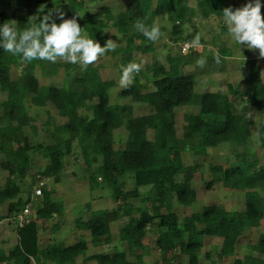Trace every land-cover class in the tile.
Listing matches in <instances>:
<instances>
[{"label": "trees", "instance_id": "obj_1", "mask_svg": "<svg viewBox=\"0 0 264 264\" xmlns=\"http://www.w3.org/2000/svg\"><path fill=\"white\" fill-rule=\"evenodd\" d=\"M21 1L0 0V24H12L8 10H17ZM105 1L32 0L35 7L17 16L16 24L12 25L19 35L33 24L39 26L45 17L50 24V12L59 16L63 14L64 19L75 18L81 32L86 33L85 38L96 43L105 39L104 29L111 25L126 36L125 53L118 65L121 76V67L132 64L133 52L149 54L155 49V41L144 37L135 28L137 23H143L150 29L156 26L157 19L167 18L181 26L193 17L223 18L224 8L235 10L247 3V0H243L241 5L229 4L228 0H116L118 7L113 8ZM33 16L37 20L33 21ZM181 31L182 28L173 30L175 42L180 40ZM192 40L190 35L185 38L186 42ZM230 55L229 49H220L219 61ZM165 61L156 60L148 66L146 73L151 78V90H143L138 76L142 74L141 70L133 73L132 83L119 94L122 98L129 97L144 104L147 111L140 115H131L128 111L124 116L123 108L110 101V89L115 82L103 79L96 65L84 66L79 75L76 65L66 64V75L72 77L75 88H68L67 78L61 86L41 85L35 69L37 66L42 68L44 60L28 62L20 55L0 49V90L6 93L0 122V151L5 154L1 167L8 172L4 185L0 187V205L7 204L8 207L2 218H10L32 203L29 198L21 202V186L16 182L27 178V170L33 166L32 155L39 153L47 160L46 165L39 167L36 177L31 176L32 183L45 177L58 182L65 167L64 158L72 152L76 141L87 166L99 162L98 178L111 188L112 197L120 205L111 210L92 209L89 218L76 220L77 228L88 231L95 246L110 243L111 223L123 216L126 222L119 230V241L134 249L143 248L149 228L155 226L158 229L155 243L165 261L176 257L178 252L186 256V264H200V252L206 236L221 240L220 257L235 256L239 238L246 230L258 227L264 218V199L259 192V188H264V163L256 155L239 153L235 164L210 167V173L225 187L244 192L243 210H226L216 204H207L179 219L176 204L191 206L196 201L192 180L201 168L198 164L187 166L181 153L205 154L208 148L224 142L235 145L250 142L255 123L247 113L234 111L230 95L243 98L253 110L264 114L261 66L257 58L248 59L247 84L243 92L231 84L226 93L204 91L199 112L184 116L185 123L179 137L176 134V109L192 100L196 81L184 70L182 55L168 54ZM18 62L24 63L21 82L11 77V66ZM28 102L39 107L51 104L65 119L53 128L49 142L30 143L23 133L24 126H29L33 134L36 133V126L31 125L34 118L26 109ZM121 127L126 131V141L122 148H115L114 132ZM256 132L264 143V120L257 124ZM125 175L131 178L133 185L128 191L123 190L119 181ZM89 181H93L92 176ZM210 181L206 182L209 186ZM141 187L148 189L139 197ZM133 197L139 198L138 206L128 202ZM37 199L35 219L16 227L17 242L8 250L0 248V263L72 264L84 257L88 248L84 239L68 246L40 245L37 221L61 215L64 204L54 200L52 192L46 188ZM85 258L93 260L94 264H143L138 255L135 263L129 261L125 250L96 253ZM233 264H264V232L248 247L244 258H235Z\"/></svg>", "mask_w": 264, "mask_h": 264}, {"label": "rangeland", "instance_id": "obj_2", "mask_svg": "<svg viewBox=\"0 0 264 264\" xmlns=\"http://www.w3.org/2000/svg\"><path fill=\"white\" fill-rule=\"evenodd\" d=\"M109 6L118 7L116 0H106ZM228 3L241 5L243 0H228ZM33 5L32 0H22L17 10L9 9L8 15L13 25L16 24L17 16L27 13ZM51 23L57 24L62 21L58 18L59 15H54L53 12L48 13ZM261 15L264 18V9L261 8ZM64 18V17H63ZM50 23V24H51ZM156 26L160 29V35L155 40L154 52L149 54H141L137 52L132 53V64H139L142 72L139 76V82L143 84V90H151V78L147 76L148 66L156 60L166 63L165 58L168 54L182 55L184 70L195 77L196 84L194 86V96L192 100L186 105L179 106L176 109V123L177 136L181 137L182 127L185 123L184 116L187 113H198L200 107L201 94L206 91L227 92L228 85L243 92L247 84V61L249 58H257L261 66V77L264 81V59L258 57V50H248L240 47L231 37L228 32L227 25L222 17L211 16L208 18L193 17L181 26L177 23L170 22L167 18L157 19ZM182 28L181 38L175 42L176 35L173 30ZM83 37L85 32H81ZM105 39H99V43L104 47L109 40L116 42L114 50L107 51L104 55L98 56L97 60L91 64L99 68L103 79L113 80L114 86L110 89V101L120 105L123 108L124 116L131 112V115H140L147 111V107L139 102L133 101L131 98H122L120 91L123 89L120 85V75L118 72V65L120 58L124 55L123 47L125 46L126 36L116 31L114 27L108 25L104 29ZM192 36L193 40L199 36L200 43L194 46L193 50L187 54L180 53V43L185 41L187 36ZM192 40V41H193ZM229 49L231 55L223 58L217 62L215 55H220V49ZM204 59L205 63L201 66L198 61ZM77 66V73L80 75L83 72V65L80 63L67 62L61 58H57L55 62L44 60L43 67L37 66L35 69V76L41 85H55L61 86L64 79L67 78L68 88H75L72 77L66 75L68 70H65L66 64ZM23 62H18L11 66L12 79L21 82L23 80L22 69ZM74 73L75 70L71 68ZM137 75V74H136ZM132 83V80H131ZM130 83V84H131ZM129 84V85H130ZM6 99V93L0 90V122L3 113V101ZM233 109L237 113H247V115L254 121V126L251 130V138L248 144L235 145L231 143H221L216 147L208 148L205 154H195L192 151H182V158L187 166L199 165V171L195 172L192 186L196 190L197 199L191 206H182L176 204L178 207L179 219H182L185 213L190 211L195 212L203 208L207 204H216L226 210H243L244 208V192L229 189L223 185L221 180L210 173L212 165L221 164L226 167L236 163V155L250 154L256 155L261 163H264V143L256 132L257 124L264 120V114L253 110L243 98L230 95ZM28 113L34 118L31 125L36 126V133L33 134L29 126L23 127V133L28 138L30 143L49 142V137L53 132V128L65 121L58 115L57 110L51 105L47 104L44 107L35 106L29 102L26 104ZM83 113V110H80ZM126 131L123 127L114 132V146L115 148H122L126 141ZM248 141V140H247ZM33 166L27 170V178L17 179L16 182L21 186L19 199L23 203L27 198L30 199L31 209L33 211V219L36 215L34 204L38 201L37 197L33 195V189L38 187L40 180L45 181V186L42 188L49 189L52 192L54 200L62 201L64 204V212L61 215H54L47 220H38V234L40 245H60L68 246L74 244L79 239H84L88 243L86 252L83 258L80 257L72 264H94L93 260L85 257L97 252H121L126 251L129 261L135 263L136 257L141 256L143 264H186L187 258L185 255L178 254L176 257H170L164 260L161 252L158 250L155 239L157 237L158 229L155 226L149 228V232L144 239V246L140 249L130 247L128 243H122L118 239L119 230L126 222V217L121 216L118 220L111 223V241L106 247L95 249L94 244L91 243V236L88 231L81 230L76 226V220H86L90 216L92 209H113L119 207L112 197L111 188L102 183L98 178L100 174L97 172L98 163H93L92 166H87L83 161L79 147L76 141L73 142L72 152L64 158V170L61 173L60 181L55 182L50 177L41 178L39 181L32 183V177H36V172L39 167L46 165L47 160L42 158L39 153L32 155ZM5 160V154L0 151V187L4 185L6 176L8 174L1 167V162ZM93 177V181H89V177ZM211 180V181H210ZM123 190H130L132 180L129 176H122L119 178ZM210 181L211 184L206 182ZM37 185V186H36ZM148 188H140V196L144 190ZM259 192L264 199V188H259ZM128 202L133 205H139V198H129ZM148 206L149 202L146 203ZM7 204L0 205V248L8 250L17 242V233L15 224L7 218H2L7 212ZM184 209V211L181 210ZM57 225L58 228H54ZM264 232V218L261 224L256 228L246 230L239 238L236 247V255L232 257H220L221 240L216 237L206 236L204 238V245L200 252V264H208L214 262L216 264H233L235 258L243 259L244 255L248 253V247L256 242L260 233ZM94 245V246H93ZM209 254L206 257V254ZM3 264V263H0Z\"/></svg>", "mask_w": 264, "mask_h": 264}, {"label": "clouds", "instance_id": "obj_3", "mask_svg": "<svg viewBox=\"0 0 264 264\" xmlns=\"http://www.w3.org/2000/svg\"><path fill=\"white\" fill-rule=\"evenodd\" d=\"M262 7H264L262 0H247V3L241 8L235 10L224 8L222 12L228 32L235 43L250 51L258 50L260 59H264ZM58 18L62 21L61 23L48 24L47 17H45L39 26L33 24L32 27L19 35L12 24H0V49L12 55H20L24 61L28 62L32 60L55 62L57 58H61L67 62L80 63L83 66L95 62L98 56L115 49L116 42L113 40H109L104 47H101L93 39L83 37L81 35L82 28L75 18L64 19L63 14ZM32 19L33 21L37 20V17L33 16ZM135 28L152 41L158 39L160 35V29L157 26L149 29L143 23H137ZM199 43L200 38L197 36L188 46H198ZM217 62H219L218 56ZM198 63L203 66L205 60L201 59ZM139 71V64L121 67V87L127 88L131 83L133 73Z\"/></svg>", "mask_w": 264, "mask_h": 264}, {"label": "built area", "instance_id": "obj_4", "mask_svg": "<svg viewBox=\"0 0 264 264\" xmlns=\"http://www.w3.org/2000/svg\"><path fill=\"white\" fill-rule=\"evenodd\" d=\"M191 42H182L180 44L181 53H188L194 46L189 47ZM38 187L33 189V195L38 197L42 194V186H45V181H39ZM37 186V185H36ZM33 211L31 209V204H27L22 209H20L14 216L10 217L9 220L15 224V227H22L23 225L29 223L33 218Z\"/></svg>", "mask_w": 264, "mask_h": 264}, {"label": "crops", "instance_id": "obj_5", "mask_svg": "<svg viewBox=\"0 0 264 264\" xmlns=\"http://www.w3.org/2000/svg\"><path fill=\"white\" fill-rule=\"evenodd\" d=\"M63 212H64V210H63ZM7 219H9V218H7ZM91 243H92V242H91ZM87 244H88V243H87ZM93 246H94V245H93ZM106 246H108V245H101V247H106ZM88 248H89V247H88ZM94 248H95V249H97V248L100 249V246H94ZM96 253H108V252H97V251H96ZM96 253H94V254H96ZM91 255H92V254H91ZM82 258H83V257H82Z\"/></svg>", "mask_w": 264, "mask_h": 264}]
</instances>
